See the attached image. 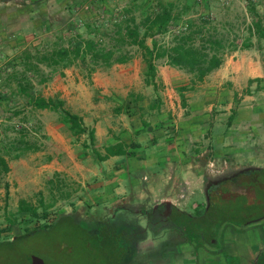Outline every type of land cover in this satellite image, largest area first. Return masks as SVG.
<instances>
[{"label":"rangeland","instance_id":"obj_1","mask_svg":"<svg viewBox=\"0 0 264 264\" xmlns=\"http://www.w3.org/2000/svg\"><path fill=\"white\" fill-rule=\"evenodd\" d=\"M252 2L264 23V0ZM160 3H173L186 9H182L180 20L171 24L170 32L156 36L159 45H167L171 34L184 26L187 19L203 17L219 29L226 28L234 47L226 48L219 68L193 85L192 76L185 71L166 66L161 59L155 61L158 94L161 99H172L175 95L178 106L170 110L164 105L157 110L140 106L135 111L132 110L134 104L132 107L127 105L128 110L123 106L120 113L112 117L113 124L106 122V125L123 134L136 125H146V115L153 110L159 115L163 112L168 119L164 128L167 138L177 140L186 157L199 165L204 179L211 183L210 191L242 173L264 169V40L252 37L251 46L242 47V42L248 38L244 26V18L248 21L246 0H0V156L10 167V171L1 177L0 184V264H28L34 254L44 264H94L92 253L90 255L82 240L84 234L68 228L67 224L51 229L45 238L35 236L29 243L23 241L13 248L4 243L22 237L24 229L33 231L63 215H71L74 223L89 234L99 227L88 224L96 217V221L106 226L131 234V254L135 264H147L150 258L160 256L154 240L171 225L153 224L155 219L132 214L130 210L108 214L103 207L98 208L96 217H88V197L82 172L78 169L84 167L79 163L80 157L92 152L85 153L81 149L83 136L67 137L65 146L75 156L81 153L75 159L80 168L76 169L72 162L69 164L63 157L68 153L63 151L57 155L44 132L45 122L65 126L62 117L56 112L31 107V101L37 95L60 100L64 94L62 88L69 90L68 85L72 82L84 88L86 103L94 102L106 119L115 114L113 111L118 109L121 101L138 102L152 97V88L145 89L142 51L119 43L118 31L122 33L124 24L130 23L131 19L139 22L158 10ZM80 39H93L101 47L127 53L132 59L110 67H94L81 59L68 66L47 67L25 54L35 57L56 48H72L80 44ZM146 44L151 46L149 38ZM161 77L167 78L169 83L163 85ZM249 80L253 81L249 83ZM200 84L207 86L206 95L189 102L191 91ZM214 84L218 85L215 93L210 90ZM166 88L170 92L168 95ZM224 89H227L226 94ZM62 101L64 108L70 109L67 102ZM233 110L236 114L230 121ZM134 112L138 115L131 123L129 116ZM148 134L149 131L141 138L145 143L150 139ZM123 137H128V133ZM97 149L104 153L100 147ZM157 169L160 168L154 166L152 172ZM4 183L8 184L7 193ZM209 194L205 202L203 196H195L200 202L193 206L195 211L206 209ZM20 202L32 211H19ZM234 229L227 236L231 247L223 246V252L212 258V264L230 261L253 264L257 253H264V220ZM170 233L178 237L175 231ZM214 246L221 248L219 237ZM165 252L170 253V249ZM201 254L195 257L204 260L205 253L201 251ZM224 255H227L225 259ZM192 257L185 251L176 255V258Z\"/></svg>","mask_w":264,"mask_h":264},{"label":"trees","instance_id":"obj_2","mask_svg":"<svg viewBox=\"0 0 264 264\" xmlns=\"http://www.w3.org/2000/svg\"><path fill=\"white\" fill-rule=\"evenodd\" d=\"M183 8L186 9V7L181 8L173 3L166 5L160 3L158 10L149 13L139 22L131 19L130 23L124 24L122 33L118 31L119 43L137 47L142 51L146 70L145 83L148 85L155 86L154 62L157 60L161 59L166 66L183 70L191 75L193 85L202 82L208 74L219 68L223 63L226 48L234 47V41L230 39L226 28L219 29L217 25L206 21L203 17L187 19L184 26L171 34L167 45H159L155 39L156 36L170 32L171 24L180 20ZM245 16L248 18V21L244 18L248 38L242 42V47L248 48L251 46L250 38L256 37L258 40H264V23L252 0H246ZM148 38L151 40V46L146 44ZM79 42V45L72 48H56L42 55H35V57L28 55L27 52L25 54L28 58L36 59L38 63H43L47 67L60 64L68 66L74 60L79 59L83 63L89 61L94 67H110L114 64L127 63L132 59L127 53H117L115 49L101 47L93 39H80ZM252 81L249 80V83ZM191 88L192 86L190 90ZM31 107L36 110L58 113L73 136L84 134L87 136L89 146L93 145V131L83 125L79 116L64 108L62 100L54 101L51 98L37 95L32 99ZM122 108L118 107L117 112ZM125 108L129 109L127 105ZM235 114L236 111L233 110L229 117L230 121ZM132 146L134 145L131 144ZM124 147L126 146L122 143L106 147L103 156L95 149H91V152L99 161L109 156L131 157L133 153L126 151ZM9 171L7 161L0 156V184L1 177ZM3 186L7 193L8 184L4 183ZM23 204L20 202L19 211H32ZM172 217L187 242L193 247L194 255L197 256L199 250H204L211 256L223 252V232L226 229L233 230L238 226L244 227L264 220V169L242 173L216 185L210 191L209 204L202 214L189 216L174 210ZM60 224H67L68 228L84 234L82 240L90 251V255L92 253L91 260L94 264H123L124 259L130 255V234L117 231L104 223H100L99 227L89 234L86 229L74 223L70 215L59 216L52 223L44 224L33 231L24 229L25 233L22 237L4 243L9 248H13L23 241L29 243V240L35 236L45 238L51 229H56ZM218 237L221 240V248L214 246V241ZM225 257L227 255H224V259ZM262 258L264 259V256L261 255L254 264H262ZM228 264H233V262L230 261Z\"/></svg>","mask_w":264,"mask_h":264},{"label":"crops","instance_id":"obj_3","mask_svg":"<svg viewBox=\"0 0 264 264\" xmlns=\"http://www.w3.org/2000/svg\"><path fill=\"white\" fill-rule=\"evenodd\" d=\"M142 70H145L144 65L142 66ZM166 79L161 77L160 82L163 85L169 83V81L167 82L168 79ZM154 83L155 86L144 83L146 86L145 89H148V87L152 88V93H154L152 94V97L140 98L141 100L138 102L128 101L127 99L121 101L119 107H125L126 105L132 107L134 104V109L132 110L135 111V109L138 110L137 108L140 106H147L155 110L163 105L167 110L173 109L176 105L178 106L177 97H175V95H172V99H165L164 97L161 99L158 94L156 78L154 79ZM96 84L98 83L96 82ZM68 87L69 90H67L66 87L62 88L64 94L59 99H64L67 102V105L70 106V109L68 110L79 116L83 125L88 130H92L94 135L92 146H89L86 135H79L80 137H84L81 149H84L85 153L89 151L91 152V149H95L103 156L105 152L102 153L97 148L100 147L103 151L106 147L122 143L126 146L124 147L126 151L133 153L131 157L122 155L109 156L102 161L97 160L93 154L81 156V153H79L75 156L70 148L65 146V140L67 137L77 139L79 136H73L68 127L66 128V125L63 126L62 124L45 122L44 132L49 138L48 144L51 149H54L57 155L63 151L68 153L67 156L63 155V157L69 164L72 162L76 166V169L81 166L75 163V161L77 162L75 159H77L79 155L81 156L79 163L81 165L83 164L84 167L78 170L82 172L84 191L88 197V217L95 216L98 208L103 207L108 214L114 211L119 212L130 210L132 214L138 213L149 219H155L156 221L154 220L153 224L161 222L165 225H171L166 227V230L162 235L159 234L156 236L154 241L160 256L150 258L147 261V264H208V262L212 264V261L214 260L212 258L215 256L207 254L204 250H201L205 253V256L203 255L205 257L204 260H199L195 257L193 254V247L187 242L184 234L175 224L174 218L172 217L174 210H178L189 216H193L195 213L197 215L202 214L204 211L200 210L203 209L195 211V208H193V206L200 204V202L196 201L195 196H203V201L205 202L210 192L209 186H211V183H208L204 179L203 171L199 165H196L195 162L190 161V159L186 157L185 150L182 146L178 145V141L167 138V132L164 128L167 126L168 119L166 115L163 114V110L161 109L160 112L162 113H160V115L159 112L156 111V113H154L153 110L150 115H146L148 116L146 119V125L141 126V124H139L132 129L130 128V130L125 132L128 133V137H123V134L125 133L120 134L119 131H115L114 127L106 125V122H112L113 124L115 121L113 119L115 118L114 116H116L117 113H120L117 112V109L113 111L115 114L112 113L110 118L106 119L99 109H97L94 102L91 104H89V102L86 103V92L79 83L75 84L72 82ZM206 88L207 86L203 84L197 86L195 90L191 91L189 95L190 100L188 101L192 102L196 97L203 99L206 95ZM212 88L213 89H209L215 93L217 92L218 85L214 84ZM166 91V94L168 95L170 92L167 88ZM226 91L227 89H224L225 94ZM96 92L97 91L94 93ZM132 115L129 116V122L131 123H133L134 117L138 114H135L134 112ZM104 126L105 128H103ZM106 126L109 129L106 130ZM145 131H149L148 135L150 137L146 143L141 139L145 136ZM230 136L231 133H229L228 137ZM129 137L131 139H127ZM256 141L257 144H261L257 138ZM131 144L134 146L131 147ZM60 148L63 149L60 150ZM154 166L160 169L152 172ZM85 182L87 183L85 184ZM96 218H91V222H88L93 228L99 226L100 223H103L99 220L96 221ZM171 231H175L178 237L172 236L170 233ZM229 232L231 233V229L230 231H228V229L225 230V236L223 237V245H226V249H229L227 247H231V245H229L230 243L227 241ZM130 237L132 243L131 234ZM169 249L170 253L165 252ZM131 250L132 245L130 247V255L124 259L123 264H135L133 263ZM250 250L253 253H257L256 250ZM184 251L185 253H191L193 257L191 259L176 258V255L179 252L182 253ZM201 251L199 250L198 254L202 256ZM261 255L264 256V253H257L255 260L257 261ZM261 263L264 264L263 258Z\"/></svg>","mask_w":264,"mask_h":264},{"label":"water","instance_id":"obj_4","mask_svg":"<svg viewBox=\"0 0 264 264\" xmlns=\"http://www.w3.org/2000/svg\"><path fill=\"white\" fill-rule=\"evenodd\" d=\"M29 264H44L43 260L38 256H32Z\"/></svg>","mask_w":264,"mask_h":264}]
</instances>
